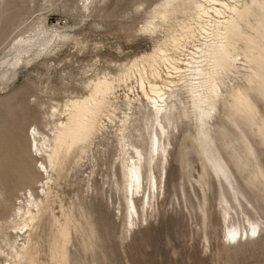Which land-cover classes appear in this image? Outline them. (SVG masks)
<instances>
[{"label":"rangeland","instance_id":"obj_1","mask_svg":"<svg viewBox=\"0 0 264 264\" xmlns=\"http://www.w3.org/2000/svg\"><path fill=\"white\" fill-rule=\"evenodd\" d=\"M3 1L0 178L4 179L0 181V228L13 203L18 204L15 199H23L22 193L12 191L13 183L17 181L20 185L26 180L28 168L35 169V178L42 180L38 176L43 173L40 163L28 162L21 152L29 147L25 142L27 132L32 133L36 127L48 134L58 119H65L61 114L73 101L90 94L91 82L102 77L117 79L129 63L149 54L156 39L148 37L142 27L164 2L90 0L85 11L83 0ZM247 7L241 19L246 34L234 45L231 55L237 62L242 59L251 61V65L245 64L239 74L226 81L230 89L240 88L247 102L237 106L228 95L225 102H220L210 135L211 146L208 145L211 158L195 142V128L188 110V119L174 134L159 196L152 200V210L147 216L140 214L136 228L131 231L125 228L123 192L114 185L116 180L121 184L123 177L118 160L113 172L110 170L118 154L116 148L112 144L95 148L72 170L73 160L70 169L55 181L52 192L56 199L33 237L39 244L54 232L52 237L64 243V250L52 253L44 241L37 253V264H264V233L238 245L225 243L217 206L221 196L241 193L264 218V2L260 6L249 3ZM251 24L256 26L255 31ZM39 32L60 34L65 40L52 42L49 49L38 55L32 49L22 57L25 61L13 68V47L17 41ZM246 68H252L254 73ZM123 89L116 90L118 95ZM53 108L60 115L51 118ZM110 113L117 116L114 109ZM6 137H10L9 141ZM2 150H6V157ZM13 150L19 151L20 157ZM92 157L94 161H88ZM37 160L44 162L38 157ZM42 175L45 179V174ZM51 176L56 178L52 173ZM3 185H8L6 193L11 199L2 191ZM27 185L33 187L35 194L41 192V183ZM137 207L139 210L138 204ZM65 217L70 218L68 240L59 238L56 230V226L65 223ZM0 264L8 262L4 263L0 256Z\"/></svg>","mask_w":264,"mask_h":264},{"label":"bare ground","instance_id":"obj_2","mask_svg":"<svg viewBox=\"0 0 264 264\" xmlns=\"http://www.w3.org/2000/svg\"><path fill=\"white\" fill-rule=\"evenodd\" d=\"M261 2L264 0H164L142 27L148 37L156 39L149 54L129 63L117 79L102 77L91 82L90 94L73 101L61 114L65 119H58L48 134L36 127L32 133L27 132L25 142L29 143V147L27 151L22 148V155L24 153L28 162L40 163L46 178L38 172L42 180L36 179L34 172L37 171L28 168L27 179L22 180L20 185L15 181L11 186L12 191L22 193L23 199H15L18 204L13 203L10 215L0 228V256L4 258V263L37 264V253L44 241L52 253L64 250V243L52 237L54 232H50L47 239L39 244L33 237L43 215L56 199L52 192L55 181L70 169L68 166L73 160L72 170L78 168L79 161L93 149L108 144L116 148L118 154L110 170L113 172L118 160L123 177L121 184L116 180L114 185L123 192L127 231L136 228L140 214L147 216L152 210V200L159 196V184L162 185V177L167 173L174 134L179 132L178 126L188 119V110L195 128V142L211 158L208 145L211 146L210 135L213 121L220 112V102H225L227 95L237 106H244L247 102L240 88L230 89L226 81L239 74L245 64L251 65V61L243 62L242 59L237 62L231 53L235 50L234 45H238L246 34L241 19L248 4L260 6ZM4 3L0 0V8ZM89 3L90 0H83V10H88ZM250 28L255 31L256 26L251 24ZM159 35L161 38H158ZM61 40L65 37L60 34L46 35L44 32L19 39L13 47L15 58L11 66L14 68L24 62L22 57L32 49L38 55L49 49L52 42ZM246 69L253 72L252 68ZM120 88H124L120 90L123 93L118 95L116 90ZM111 109L116 111L117 116L110 113ZM104 111L107 114L102 116ZM57 115H60L58 109L53 108L50 117ZM1 137L4 138L3 135ZM6 138L9 141L10 137ZM14 150L17 149L14 147ZM2 151L6 153V150ZM18 153L15 152L20 157ZM88 161L93 162L94 158ZM51 173L56 176L55 179ZM223 177L227 179L225 175ZM43 180H46L45 183ZM33 182L41 183L39 194L27 185ZM3 186L2 191L8 192V185ZM234 193L230 197L218 198L217 206L223 226L222 241L238 245L264 233V218L243 194ZM68 222L70 218L65 217V223L56 226L59 238L62 236L68 240Z\"/></svg>","mask_w":264,"mask_h":264}]
</instances>
